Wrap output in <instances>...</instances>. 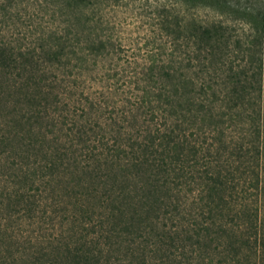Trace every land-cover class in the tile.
Wrapping results in <instances>:
<instances>
[{
  "label": "trees",
  "instance_id": "trees-1",
  "mask_svg": "<svg viewBox=\"0 0 264 264\" xmlns=\"http://www.w3.org/2000/svg\"><path fill=\"white\" fill-rule=\"evenodd\" d=\"M1 1L0 211L32 228L13 248L0 225V264H264V220L236 194L264 206V133L249 110L261 69H223L228 20L260 45L264 8L156 0L160 51L106 102L89 82L114 58L107 12L122 0H33L28 24L24 0ZM245 118L258 139L236 158L253 150L258 164L239 189L224 129Z\"/></svg>",
  "mask_w": 264,
  "mask_h": 264
},
{
  "label": "rangeland",
  "instance_id": "rangeland-1",
  "mask_svg": "<svg viewBox=\"0 0 264 264\" xmlns=\"http://www.w3.org/2000/svg\"><path fill=\"white\" fill-rule=\"evenodd\" d=\"M253 1H255L261 8H264V0ZM31 2H33V0H24L22 2L27 6V9L22 12L24 14L22 18H17L18 22L22 20L24 24H28L30 22V17L32 16V18H34L35 12L31 13L30 10ZM1 3L2 1L0 0V4ZM157 3L158 1L156 0H122L118 4L109 7L107 15L110 18V26L114 30V58L106 65L108 69H100L96 71L94 79L89 82L91 92L100 99L110 102L114 97H125V91L128 86H133V82L129 81V75L143 67L149 54L158 53L160 51V37L157 34L155 24L156 16H154L156 15L155 5H157ZM198 14L204 19H213L217 17L215 12L210 9H199ZM38 19L39 18L36 20ZM8 22H11V19L5 20L0 17V25ZM227 24H229V30L232 34V41L229 54L226 57L227 64L223 66V69H228L230 64L233 69H238L243 66L244 69H249L248 73L250 74L253 69L255 71L261 69L260 84L261 88H264V42L260 45L251 46V42H248L250 31L249 26L241 19L228 20ZM27 36H30L29 33H27ZM248 45L250 47L247 48ZM249 48L250 54L248 53ZM259 62L262 64L261 68L258 66ZM111 74H113V77L109 78ZM254 79V85L255 87H258L259 78L256 76ZM251 91L253 97L250 98L249 110L251 112V110L254 109L256 111V116L260 115L259 123L260 128L263 130V134L264 90L261 94H259L257 88H252ZM258 111H260L259 114ZM224 131L227 140L226 143H228L227 150L230 152H228L226 156H223L224 162L228 161L227 156L229 155V161L232 163L231 167L235 169L236 165H239L238 169L236 168L237 170L234 171L235 176L233 181H239V189H245L250 182L249 178L252 176V169L256 166V163L258 164V162L254 160L253 150H250L249 153L244 157L241 156L238 160L236 158V147L239 144H246L245 147L250 146L251 148V141L254 140V143L256 144L258 137L253 132L252 121H248V118H245L244 121H239L238 123L234 122L226 125ZM262 136L264 135H261L259 140ZM208 139H211V137H208ZM232 150H235L236 152H232ZM243 151L244 149H241L240 154L243 153ZM230 154H232L231 157ZM262 161H264V153ZM249 191L251 190L249 189ZM249 191L247 190L246 192L243 190L240 194H236L240 197L243 196L242 201H247L252 211L253 209L255 210L256 207L257 209L259 208V217L261 220H264L263 204L257 200V196L251 194ZM0 225H7V231L11 236L6 240L9 241L13 248L15 247V241L18 238V235L24 238L30 233L32 228L27 215H25L23 211H19V214L12 215L11 217H7L6 212L0 211ZM220 261L221 258L219 255H213L212 262L214 264H224V261ZM230 264L237 263L233 260Z\"/></svg>",
  "mask_w": 264,
  "mask_h": 264
}]
</instances>
